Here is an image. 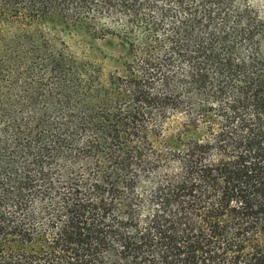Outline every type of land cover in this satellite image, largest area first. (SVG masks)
Wrapping results in <instances>:
<instances>
[{
  "label": "trees",
  "instance_id": "obj_1",
  "mask_svg": "<svg viewBox=\"0 0 264 264\" xmlns=\"http://www.w3.org/2000/svg\"><path fill=\"white\" fill-rule=\"evenodd\" d=\"M0 264H264V0H0Z\"/></svg>",
  "mask_w": 264,
  "mask_h": 264
},
{
  "label": "rangeland",
  "instance_id": "obj_2",
  "mask_svg": "<svg viewBox=\"0 0 264 264\" xmlns=\"http://www.w3.org/2000/svg\"><path fill=\"white\" fill-rule=\"evenodd\" d=\"M86 53L85 55L90 59L105 60L114 52V43L110 40H93L88 38L85 40Z\"/></svg>",
  "mask_w": 264,
  "mask_h": 264
}]
</instances>
